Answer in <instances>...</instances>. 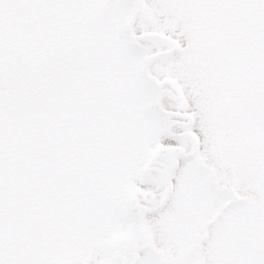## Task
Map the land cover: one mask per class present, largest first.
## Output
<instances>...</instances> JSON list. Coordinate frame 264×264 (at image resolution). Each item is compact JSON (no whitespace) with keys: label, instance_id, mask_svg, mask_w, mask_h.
<instances>
[{"label":"rangeland","instance_id":"obj_1","mask_svg":"<svg viewBox=\"0 0 264 264\" xmlns=\"http://www.w3.org/2000/svg\"><path fill=\"white\" fill-rule=\"evenodd\" d=\"M128 1L93 0L73 23L42 22L30 32L0 36L26 48L32 69L21 90L0 93V117L17 113L12 132L24 139L12 135L0 146V169L17 166L20 190L36 192L22 201V215L17 202L0 197V221L7 225L0 230V258L6 264H187L193 237H203L202 225L210 220L223 227L215 241L200 242L205 264H264V17L233 30L239 0H225L227 20L208 6L216 0H143L128 22L131 35L141 33V51L132 56L120 32L132 11ZM82 28L87 48L73 68L38 79L34 60ZM164 35L184 39L186 50L175 51ZM144 59L160 83L156 99L173 138L163 137L147 109L154 87L136 78ZM179 101L188 109H179ZM190 112L195 120L186 129L189 116L178 115ZM48 120L55 124L46 127ZM99 145L109 156L98 155ZM63 148L69 160L59 153ZM140 166L148 186L137 181ZM168 181L174 187L165 199ZM127 203L135 209L131 221L115 220ZM146 209L152 213L144 217ZM247 219L256 244L244 236Z\"/></svg>","mask_w":264,"mask_h":264},{"label":"water","instance_id":"obj_2","mask_svg":"<svg viewBox=\"0 0 264 264\" xmlns=\"http://www.w3.org/2000/svg\"><path fill=\"white\" fill-rule=\"evenodd\" d=\"M29 5L19 10L23 24L18 29L34 27L38 21L46 17L54 22H66L73 19L84 0H25ZM84 50V42L80 34H73L62 43L56 44L37 64L43 76H51L66 70L76 56ZM20 53L10 44L0 46V89L14 90L20 87L27 74L21 67Z\"/></svg>","mask_w":264,"mask_h":264},{"label":"trees","instance_id":"obj_3","mask_svg":"<svg viewBox=\"0 0 264 264\" xmlns=\"http://www.w3.org/2000/svg\"><path fill=\"white\" fill-rule=\"evenodd\" d=\"M245 4L247 8H251L253 5H257L259 9L260 15H264V0H245ZM250 14H253L251 10H249ZM264 17V16H262ZM254 18H250V22L253 23ZM16 124L15 117L13 114L10 116L8 113H5L2 117H0V144H2L4 141L8 143V141H11L12 135L14 138L19 139V136L15 134L14 131L15 129L13 128V125ZM3 140V142L1 141ZM1 173H4L2 169H0V197L7 201L9 200L10 202H16L18 199H21L18 201L16 205H19L18 208L20 210H25L26 211V205L22 201H29L34 195H35V190H33L31 187L20 190V184L17 183V178H12V180H6L1 177ZM10 176H17L18 171H11L8 173ZM17 189V191H15Z\"/></svg>","mask_w":264,"mask_h":264},{"label":"snow or ice","instance_id":"obj_4","mask_svg":"<svg viewBox=\"0 0 264 264\" xmlns=\"http://www.w3.org/2000/svg\"><path fill=\"white\" fill-rule=\"evenodd\" d=\"M29 7L25 0H0V36L13 28H19L23 24L19 10ZM170 143L174 141H169ZM135 215V209L131 210L126 216ZM0 264L6 261L0 258ZM109 264H118V261L111 260Z\"/></svg>","mask_w":264,"mask_h":264},{"label":"flooded vegetation","instance_id":"obj_5","mask_svg":"<svg viewBox=\"0 0 264 264\" xmlns=\"http://www.w3.org/2000/svg\"><path fill=\"white\" fill-rule=\"evenodd\" d=\"M206 227H210L209 225H206ZM214 231V229H213V226L211 225V232H213ZM204 234H205V236H201V235H199V234H197L196 236H195V240H196V242H200V240L203 238L204 240H209L210 239V237H211V235H210V233H208V232H206L205 230H204Z\"/></svg>","mask_w":264,"mask_h":264}]
</instances>
